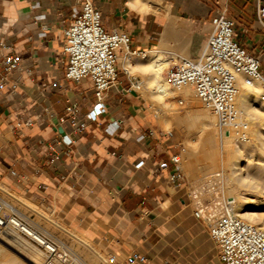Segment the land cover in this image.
Segmentation results:
<instances>
[{"label":"crops","instance_id":"crops-1","mask_svg":"<svg viewBox=\"0 0 264 264\" xmlns=\"http://www.w3.org/2000/svg\"><path fill=\"white\" fill-rule=\"evenodd\" d=\"M92 1L106 29L130 35L136 54L157 45L168 10L196 28L223 12L236 22L237 40L259 56L264 76L256 0H161L154 11L136 0H130L136 6ZM75 5L0 0V42L9 47L0 57L14 51L22 63L10 74L18 87L0 91V180L118 260L138 252L144 261L136 264H221L208 227L196 216L189 184L171 183L170 168L160 166L176 153L181 137L162 129L150 113L137 90L141 80L120 68L103 112L85 129L73 130L67 107L77 104L83 122L96 102L89 78L78 84L64 75L63 30Z\"/></svg>","mask_w":264,"mask_h":264},{"label":"built area","instance_id":"built-area-1","mask_svg":"<svg viewBox=\"0 0 264 264\" xmlns=\"http://www.w3.org/2000/svg\"><path fill=\"white\" fill-rule=\"evenodd\" d=\"M257 1V18L264 32V3ZM211 32L199 54L182 58L167 73L169 85L178 91L188 89L216 118L221 137L233 136L237 141H249L250 124L244 109L238 104L239 81L246 86L260 82L264 89L261 61L236 38V22L221 12L213 17ZM9 49L0 42V50ZM62 52L67 59L65 78L81 83L84 78L92 82L95 104L83 122L78 119L79 107H67L68 119L74 131L86 128L87 121H96L103 112L107 92L117 82L122 57L136 54L131 49V37L121 28L106 29L102 12L92 0H76L72 23L63 30ZM22 70L20 56L12 51L0 57V91L15 89L18 82L11 79L12 72ZM184 103L181 95L174 97ZM152 134V132H151ZM144 138V135L140 136ZM168 179L176 186L188 185L180 154L173 153L168 162ZM14 173V172H13ZM1 182V180H0ZM196 216L201 219L198 212ZM216 256L221 264H264V229L244 220L234 202L224 204V213L208 224ZM20 236L34 244L46 255L44 264H83L58 236L38 223L32 213L22 211L0 185V240L5 236ZM111 255L110 264H118ZM144 257L133 252L125 264L143 262Z\"/></svg>","mask_w":264,"mask_h":264},{"label":"bare ground","instance_id":"bare-ground-1","mask_svg":"<svg viewBox=\"0 0 264 264\" xmlns=\"http://www.w3.org/2000/svg\"><path fill=\"white\" fill-rule=\"evenodd\" d=\"M130 2L134 4L132 1ZM135 2L137 4L139 3L140 6L137 5L138 7H142L144 11H148L151 7L150 3L158 2V0H136ZM189 22L190 20L181 19L180 17L178 18V16L176 17L172 14L168 15V19L165 22L162 32L160 33L159 41L156 47L145 52H140L139 55L142 54V58L139 60V63L133 67L148 75V97L154 104H156V112L153 115L156 118L158 117L159 119H162L160 122L164 120V123L167 124L172 121H179L180 124L182 123L189 130V133L196 132L198 136L202 138L204 153L205 156L210 159L211 167L220 168L227 172L226 189L228 194L231 196V199L234 198V200L226 202H234L236 208H238V214L244 220L264 229V158L259 157L244 164L243 149L244 146L250 142V140L247 142L237 141L232 135L221 137L215 116L207 108H199L196 102L197 99L193 98V93L188 89L181 91L173 89L169 85L167 78L165 79L163 77L164 68H166L169 63V58L167 57L168 54L167 56L165 55L166 47L170 46L172 42L180 40L179 36L182 33L190 35L193 34L194 37L200 40L202 39V34L199 33V28L194 27V25ZM189 54L190 53H187V55ZM122 65H124V67L129 71V66H132L130 57L128 58L127 56H123ZM178 92L181 93L180 95L185 97L188 102V109L184 113H175L172 111V107L168 106V104L172 105L174 103V101L170 100V97L176 96V93ZM237 102L244 109L248 117L249 124L254 125V119H258V122H263L264 111H261V109H264V93H262L260 82H255L252 86H246L240 80ZM256 105H258V107H255ZM160 114L161 118L159 117ZM169 128H171V126ZM250 136H253L252 129L249 130V137ZM260 137L261 139L263 138L261 142V154L263 155L264 133H260ZM185 143H190L188 137ZM186 155H190V153L186 151ZM220 175L221 174L215 173L214 176H212L219 177ZM234 180L240 182L241 186L243 185L247 189L250 187H252V189L254 188L258 197L250 199L247 198V196H237L234 192L236 186L234 188L232 182ZM1 186L7 191L14 201H17L25 208L32 210L39 218L44 219L54 227L60 228L63 233H66L82 245L88 247L95 254V256L105 264H110L108 262V254L94 245L90 240H87L83 235H80L75 230L67 228L63 222L55 218L52 214L47 213L31 200L15 193L9 186L4 184ZM202 212L203 210H199L198 214L201 215ZM205 219L208 224L212 223L209 218ZM8 237L9 236H4L0 241V264H44L46 255L34 244L20 236H10L13 237V240H9ZM13 244H16L14 245L16 253L12 255L8 251V246ZM76 255L83 262V264H89L84 259H81L78 254Z\"/></svg>","mask_w":264,"mask_h":264},{"label":"rangeland","instance_id":"rangeland-1","mask_svg":"<svg viewBox=\"0 0 264 264\" xmlns=\"http://www.w3.org/2000/svg\"><path fill=\"white\" fill-rule=\"evenodd\" d=\"M160 2L161 1L158 0V2L150 3L152 6L150 7V9L148 11H151V10L154 11L155 8L160 5ZM168 15H171L169 13V11L167 12L166 21L168 19ZM178 18H179V16H178ZM180 18L184 19L182 17H180ZM185 20H188V19H185ZM189 23H192L191 20ZM210 31H211V27L209 25H206V26H203L202 28H199V33L202 34L201 40L194 37L193 34L190 35L187 33H182L179 36L180 40L172 42L170 46L166 47L165 55L167 56V54H168L167 57L169 58V63L167 64L166 68H164V71H163V77L165 79H166V76H167V73L169 72V70L174 65L179 63L182 58L192 57L193 55L199 54L202 51L203 46L206 42L205 40H207V37L209 36ZM239 42L242 43L241 41H239ZM242 44H244V43H242ZM155 47L156 46H152L149 50H151ZM146 51H148V50H146ZM187 53H190L189 54L190 56L187 55ZM183 54H184V56H183ZM141 58H142V54L139 55V53L131 56L132 66H129L128 72L130 73L131 76L136 77L139 80H141V83L137 84V90L141 93V95L147 101V103H148L147 105L150 108V113L152 112V115H153L156 112V104H154L152 102V100L148 97V94H149V88H148V79L149 78H148V75L146 73H142L139 70H137L136 68H134L135 65L139 63V60ZM132 69H133V71H132ZM261 87H262V85H261ZM262 93H264L263 87H262ZM176 94L180 95L181 93L178 92ZM174 97L175 96L170 97V100L174 101V103L172 105L168 104V106L172 107V111H174L175 113H184L188 109V102L186 101L185 97L182 96L184 98V103L182 105L179 104L178 100L174 99ZM193 98L197 99V98H195V96ZM196 102H197L199 108L201 107V109H206L198 99L196 100ZM255 107H258V105H256ZM261 111H264V109L263 110L261 109ZM159 117L161 118V114L159 115ZM156 119L159 122H160V120H162V119H159L158 117ZM263 119H264V117H263ZM258 121H259L258 119H254L253 120L254 125L250 124V130L251 129L253 130V136L249 137L250 142L248 144H246V146H244V149H243V151H244L243 152V156H244L243 157V163L244 164H246L250 160H254V159H257L259 157L264 158V154L263 155L261 154V151H262L261 150L262 149L261 142H262L263 138L261 139V137H260V133H262V134L264 133V128H263L264 127V120H263V122H258ZM159 125L162 129H164L166 131H170L173 129V131L178 133L181 137L180 142L178 143V146L176 148V153L180 154L182 167H183V170H184V172L188 178V181H189V190H190L192 200L194 203L195 212H198L199 210H203L200 217H201L204 225L208 226L207 220L205 218H209L210 222H212V223L215 222L219 217H221V215H223L224 204L226 203V201H233L234 200V198L231 199V196L228 194V191L226 189L227 188V185H226V183H227V172L223 171L220 168H212L211 167V161L208 157L205 156V153H204V148H203L204 146L202 144V138H200V136H198V134L196 132L189 133V130L182 123L180 124L179 121H175V122L172 121V122L167 124V123H164V120H163L162 122L159 123ZM170 126H171V128H169ZM174 128H176V129H174ZM187 137L190 141L189 144L185 143ZM186 151H188L190 153V155H186ZM215 173H218L221 175L219 177H213ZM232 182H233L234 188L236 186V189H234V192L237 196H239V195H240L239 197H246L247 196V198H250V199L258 197V194L254 190V188L252 189V187H250L247 189L243 185H242L243 186L242 187L240 182H238L237 180H234ZM2 184L9 186L5 182L1 181L0 185H2ZM9 187L12 188L11 186H9ZM239 187H241V188H239ZM12 189L14 190L15 193L19 194L20 196L25 197L24 195L19 193L14 188H12ZM13 202L18 204V207L22 211H24L28 214L32 213L33 218H35V220L38 223L42 224L45 228H47L48 230L53 232L56 236H58L59 239L67 247H69L72 250V252H74V254H78L81 257V259H84L89 264H105L103 261L99 260L88 247H86L85 245H82L81 243H79L77 240H75L73 237H70L66 233H63L60 228L54 227L53 225L49 224L44 219L39 218L35 212H33L32 210H30L28 208H25L19 202L14 201V200H13ZM38 206L41 207L43 210H45L47 213H50L55 218H57L55 216L54 212H51V210H47L45 207L40 206V205H38ZM237 210H238V208H237ZM58 220H60V219H58ZM65 226L69 229L75 230L80 235H83L84 238H86L87 240H90L86 235L80 233L76 229L69 227L67 225H65ZM8 239L13 240V237H8ZM14 245H16V244L8 246V251L12 255L16 253V249H15ZM94 245H96V244H94ZM106 253L108 254V255L106 254L108 258H110L111 255H113L112 253H108V252H106ZM123 260H125V259L120 258L118 260V258H116L117 263H118V261H123Z\"/></svg>","mask_w":264,"mask_h":264}]
</instances>
